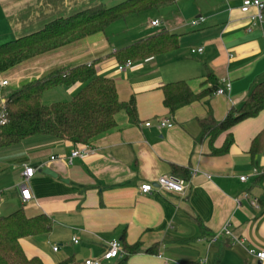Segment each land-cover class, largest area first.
<instances>
[{
  "label": "crops",
  "instance_id": "0c3cea01",
  "mask_svg": "<svg viewBox=\"0 0 264 264\" xmlns=\"http://www.w3.org/2000/svg\"><path fill=\"white\" fill-rule=\"evenodd\" d=\"M121 1L0 0V45L38 32L57 19ZM243 1L180 0L171 7L131 16L105 33L0 75V81H9L8 87L0 89L1 111L9 96L22 87L59 70L95 63L98 75L115 80L122 102L136 99L138 111V125H132L125 112L120 113L116 129L92 143L94 153L72 164L67 158L77 145L65 140L35 137L14 149L0 150V173L13 166V192L26 206L27 215L45 214L53 222L48 234L22 240L29 258L39 257L44 264H83L100 258L109 242L122 243L125 236L128 245L142 242L144 246L126 264H202L203 260L213 264L220 251L221 264H264L249 253L251 249L264 251V181H260L264 155L253 160L249 153L252 141L264 129V112L231 130L234 144L226 155L215 156L208 142L197 143L200 120L209 114L217 121L225 120L264 80V23L248 31L251 23L249 15L241 11ZM200 18L205 22L194 27L192 23ZM155 21L160 22L159 27H153ZM129 22L134 24L131 28ZM163 28L180 36V49L118 70V50L157 35ZM109 31L119 33L117 41L110 38ZM201 48L203 53H192ZM210 75L219 87L229 79L230 95L213 93L170 114L164 106L165 85L185 81L195 94H201L212 87ZM82 88L79 83L47 91L43 103L71 101ZM9 89L13 91L4 96ZM160 119L173 120L174 128L160 130ZM147 123L151 126L146 127ZM226 140L227 134L220 135L215 149L223 148ZM24 165L36 169L30 181L34 197L30 203H24L20 195ZM173 166L187 172L184 195L139 192L143 183L174 175ZM40 169H50L58 178L40 173ZM243 176L248 177L247 182L240 180ZM1 199L3 203V192ZM6 210L0 207V217ZM227 224L237 241L221 237L211 243L203 235L202 227L214 236ZM155 244L161 245L159 256L146 254ZM124 258L107 264H120Z\"/></svg>",
  "mask_w": 264,
  "mask_h": 264
},
{
  "label": "trees",
  "instance_id": "16d2710c",
  "mask_svg": "<svg viewBox=\"0 0 264 264\" xmlns=\"http://www.w3.org/2000/svg\"><path fill=\"white\" fill-rule=\"evenodd\" d=\"M179 1L125 0L115 6L100 4L57 19L38 32L0 45V75L38 56L105 33L113 24L131 16L171 7ZM178 49L180 36L163 31L118 50L115 57L120 65H124L129 61H145ZM208 82L212 87L201 94H195L185 81L165 85L162 88L165 108L175 115L178 110L212 95L219 84L213 75L209 76ZM79 83L83 88L71 101L50 105L43 103L45 92L59 87L71 88ZM5 110L8 124L0 129V150L14 149L35 137L65 140L77 146L92 144L98 137L116 129V118L123 112L129 116L132 125H138L136 99L122 102L115 80L98 75L95 63L59 70L22 87L9 96ZM262 112L264 80L253 88L239 108L230 110L225 120L217 121L212 114L200 120L202 132L197 143L208 142L213 155H226L234 144L231 130L246 120L257 118ZM222 134H227V140L223 148L217 150L214 146ZM249 153L253 160L264 155V129L252 141ZM172 169L175 176L187 180L184 168L173 166ZM260 181H264V174ZM52 226V219L47 215L29 217L24 208L0 217V264H44L41 258L26 255L22 240L48 234ZM202 231L205 237H214L205 227H202ZM122 244V258H125L120 264H126L130 257L142 253L144 247L142 242L128 245L125 236ZM160 247V244H155L145 253L159 256ZM221 259L222 251L216 255L213 264H221Z\"/></svg>",
  "mask_w": 264,
  "mask_h": 264
},
{
  "label": "built area",
  "instance_id": "2783aa9c",
  "mask_svg": "<svg viewBox=\"0 0 264 264\" xmlns=\"http://www.w3.org/2000/svg\"><path fill=\"white\" fill-rule=\"evenodd\" d=\"M242 13L249 15L251 26L249 28V32H252L254 28H256L258 25L264 23V2L261 0H244L243 5L241 8ZM254 11V12H253ZM205 22L203 18H200L198 20H195L192 25L194 27H198L202 25ZM153 27H159L160 22L155 21L152 22ZM204 49H198V50H192V53H203ZM133 67L132 62H127L124 65H119L118 70L123 72L126 70H129ZM9 86V81L7 80H1L0 81V89L5 88ZM232 91V83L229 79L223 80V86L219 87L215 92L214 95L216 96H226L230 95ZM4 103L3 110L0 111V129L5 127L8 124V116L7 112L5 110ZM146 127H150L151 123H147L145 125ZM175 123L171 119H160L158 120V128L160 130L163 129H172L174 128ZM94 148L92 144L88 145H78L71 155L67 158L70 164L74 162L76 159H83L88 156H90L92 153H94ZM53 160L55 158H52ZM36 174V169L33 168L30 165H24V169L22 172V184L20 185V195L21 199L24 203H30L34 200L31 188H30V181ZM242 182H247L248 177L243 176L240 178ZM188 189V182L187 180L183 178H179L174 175H166L161 178H159L155 183H143L141 184L139 188V192L144 195H149L154 192H168L173 193L177 195H184ZM247 198V196H246ZM1 193H0V201H1ZM255 205V203H253ZM230 224H227L223 230L219 233L214 235L213 238H211V243H217L221 239V237L229 238L232 241H237V239L233 236V233L230 228ZM73 242L75 244L79 243V240L77 238L73 239ZM242 242V241H241ZM243 243V242H242ZM58 247L54 248V251H58ZM250 255L253 257L264 261V251H258L255 249L249 250ZM123 256V246L122 243L118 240H113L109 242L102 254V256L98 259H89L86 260L83 264H105L107 262H111L114 260H119ZM73 264V263H70ZM202 264H206V260L202 261Z\"/></svg>",
  "mask_w": 264,
  "mask_h": 264
},
{
  "label": "rangeland",
  "instance_id": "374dc122",
  "mask_svg": "<svg viewBox=\"0 0 264 264\" xmlns=\"http://www.w3.org/2000/svg\"><path fill=\"white\" fill-rule=\"evenodd\" d=\"M125 0H122L119 3H122ZM264 1V0H261ZM193 4H197L196 1H192ZM119 3H116L114 5H117ZM199 4V3H198ZM157 16H159V13H156ZM168 17V18H167ZM167 19L172 20L171 16H166ZM133 23V22H132ZM131 22H129V25H127L128 28H131L132 24ZM132 24V25H131ZM165 29H161L160 32L164 31ZM153 32V30H152ZM109 36L112 40L117 41L118 40V36L119 33L116 31H109ZM118 44L120 43V41L117 42ZM132 45V44H130ZM13 90H7L4 92V96H6L7 93H11ZM14 184V176H13V166H10L7 168V171H2L0 173V193L3 192V203H0V207H7L8 210H6V214H4L3 216H7L10 213H13L15 211H17L18 209H21L24 207V209H26L25 205H22L15 196L16 192H13L14 189L12 188V185ZM14 207V208H12ZM13 209V210H10ZM12 211V212H11ZM84 263V262H83ZM107 264V263H106ZM111 264H114V262H112Z\"/></svg>",
  "mask_w": 264,
  "mask_h": 264
},
{
  "label": "water",
  "instance_id": "95a60500",
  "mask_svg": "<svg viewBox=\"0 0 264 264\" xmlns=\"http://www.w3.org/2000/svg\"><path fill=\"white\" fill-rule=\"evenodd\" d=\"M39 172H40V173H44V174H46V175H48V176H51V177H53V178H58V175L55 174V173H54L52 170H50V169H45V170L40 169Z\"/></svg>",
  "mask_w": 264,
  "mask_h": 264
}]
</instances>
